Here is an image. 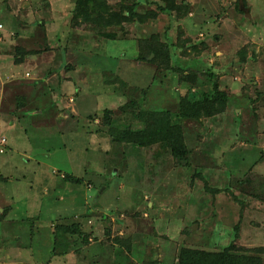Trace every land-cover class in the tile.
Masks as SVG:
<instances>
[{
  "label": "rangeland",
  "instance_id": "1",
  "mask_svg": "<svg viewBox=\"0 0 264 264\" xmlns=\"http://www.w3.org/2000/svg\"><path fill=\"white\" fill-rule=\"evenodd\" d=\"M243 5L247 12L238 0H0V192L20 165L33 167L29 157L42 173L36 195L48 182V197L64 201L49 215L55 205H42L55 248L32 256L33 217L20 216V197L17 213L0 220V264H36L47 252L37 264H177L183 248L232 242L233 253L264 264V0ZM131 8L144 18L106 22ZM160 44L171 60L149 52ZM209 73L232 98L179 120L182 160L161 142L108 136L105 114L130 132L140 123L122 105L177 113L183 97L210 90ZM33 177L19 193L32 191ZM72 223L78 231L59 229Z\"/></svg>",
  "mask_w": 264,
  "mask_h": 264
},
{
  "label": "trees",
  "instance_id": "2",
  "mask_svg": "<svg viewBox=\"0 0 264 264\" xmlns=\"http://www.w3.org/2000/svg\"><path fill=\"white\" fill-rule=\"evenodd\" d=\"M239 5V3H238ZM172 5L161 6L158 8L161 12H168L172 9ZM130 14L118 13L109 15L110 18L106 22L113 20L117 25L121 20H133L138 17L142 20L144 17L140 13H135L134 9L129 10ZM155 15L153 11L149 14ZM122 26L119 28L121 29ZM103 35L108 38H114L117 35L116 31L104 32ZM145 46V42L140 40V50ZM147 45L145 46V48ZM149 52L155 56H163L171 60L168 48L166 45L160 44L159 47L149 48ZM148 51L145 52L149 53ZM144 51L139 53L142 59ZM21 61V60H20ZM214 74L209 73L208 77L212 80V86L209 91L200 93L197 99H189L183 97L180 101L179 112H152L145 111L139 108V101L131 100L122 105L120 111L140 123L139 127H133L132 131L125 132L124 130L114 129L111 123L110 116L105 114L104 125L108 126V136L116 142H130L133 146L146 147L154 143L161 142L170 149L173 157L182 160L185 158L188 149L183 141V133L181 131L179 120L182 118H199L200 114L210 115L212 111L216 110L217 106L223 107L232 98L227 93L218 89L217 81L213 80ZM106 113V111H105ZM65 179L71 183H81L80 177H74L68 174ZM4 214V213H3ZM2 215V213H1ZM0 215V216H1ZM60 230H77L78 225L71 224V226H59ZM236 249L234 243L228 244L220 251H205L196 250L192 248H183L177 258V264H260L258 258L249 257L243 254L233 253L231 250Z\"/></svg>",
  "mask_w": 264,
  "mask_h": 264
},
{
  "label": "crops",
  "instance_id": "3",
  "mask_svg": "<svg viewBox=\"0 0 264 264\" xmlns=\"http://www.w3.org/2000/svg\"><path fill=\"white\" fill-rule=\"evenodd\" d=\"M26 76H29V74L26 75ZM7 124L11 128L15 126V122L11 121V120L8 121ZM0 127H1V124H0ZM26 160H27L26 162L32 160L34 162V164H32L33 167L30 164L29 165H27V164L20 165L18 167V170H15L16 173L12 172V175H10V180H7V182L5 183V185H6L5 186L6 187L5 190L0 192V215L2 213V215L0 216V220L1 221H3V220L7 221V219L10 217V214L11 215L12 214H16L17 210L19 209L18 207H20L19 203H21V201H22V199L20 197H24L25 213L20 215V216L21 217H26L28 219H32L31 217H33V226H32L31 231H30L29 243H28L29 244V248H31L32 251H34V249L36 251L34 254H32V256H33V255H36L37 252L40 251V250L48 249V251H49L51 248H53V249L55 248L54 247L55 246V242L51 243L52 247H50V245L48 246V244H49L48 243L49 242L48 234L50 232H48V219H47V217L41 219L42 205L45 203V205L48 207V202H51V203H53L55 205V206H50L48 208V215H49L50 211L53 210V207H57L58 205H60L64 201H61V203H60L59 201H57V198L48 197V182L43 185V186H47V188L46 187H41L43 190H45V193H47V194H45V197H38L36 195V192H35V190L33 188L34 185H32V184L35 181L41 180L42 173L41 172H37L36 174H34V172H36L35 168H34L35 159L33 160V159L27 157ZM2 170L3 169L0 168V172ZM22 170L24 171V173L21 172ZM31 175L34 176L31 179V180H33V182L32 181L30 182L31 183L30 184V188H31L32 191H28L27 193H19L18 189L20 187L19 188L17 187L18 184L21 181L25 180L27 178V176L30 177ZM10 184L11 185L13 184L12 189H13L14 194L12 195V193H11V195H12L11 197H9L8 195H7V197H5L6 194H8V192H9L8 188H9ZM19 186H21V183H20ZM51 190L55 191V187L53 186V188H51ZM8 197H9L10 200L8 199ZM13 197H19L20 200L17 202L15 200H13ZM26 197H29L30 200H31L32 204H29V206L26 204V202H27V198ZM54 229H56V228H54ZM54 229H53V234H56L57 232ZM55 241H56V239H55ZM79 243H77V246L81 245L82 248H84L83 245H85V244H82V243L79 244ZM71 248H73V247H71ZM34 258H36V257L34 256ZM34 258H33V260H34ZM45 258H48V252H47V256L46 257H43V258L37 257L36 260H35L36 264L40 263ZM80 264H82V262Z\"/></svg>",
  "mask_w": 264,
  "mask_h": 264
},
{
  "label": "built area",
  "instance_id": "4",
  "mask_svg": "<svg viewBox=\"0 0 264 264\" xmlns=\"http://www.w3.org/2000/svg\"><path fill=\"white\" fill-rule=\"evenodd\" d=\"M0 26H1V24H0ZM27 74H29V73H27ZM6 144H7L6 136L0 135V154H3L5 152Z\"/></svg>",
  "mask_w": 264,
  "mask_h": 264
},
{
  "label": "water",
  "instance_id": "5",
  "mask_svg": "<svg viewBox=\"0 0 264 264\" xmlns=\"http://www.w3.org/2000/svg\"><path fill=\"white\" fill-rule=\"evenodd\" d=\"M238 3H239L240 9H243L246 12L248 11V9L246 7H244V5H243V0H238Z\"/></svg>",
  "mask_w": 264,
  "mask_h": 264
},
{
  "label": "clouds",
  "instance_id": "6",
  "mask_svg": "<svg viewBox=\"0 0 264 264\" xmlns=\"http://www.w3.org/2000/svg\"><path fill=\"white\" fill-rule=\"evenodd\" d=\"M7 145V144H6Z\"/></svg>",
  "mask_w": 264,
  "mask_h": 264
}]
</instances>
